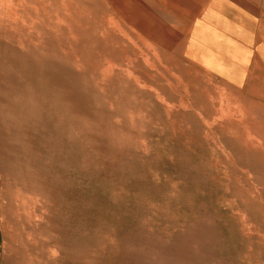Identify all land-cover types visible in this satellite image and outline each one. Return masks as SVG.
<instances>
[{"label": "rangeland", "instance_id": "obj_1", "mask_svg": "<svg viewBox=\"0 0 264 264\" xmlns=\"http://www.w3.org/2000/svg\"><path fill=\"white\" fill-rule=\"evenodd\" d=\"M186 1L0 0V264H264V85Z\"/></svg>", "mask_w": 264, "mask_h": 264}, {"label": "crops", "instance_id": "obj_2", "mask_svg": "<svg viewBox=\"0 0 264 264\" xmlns=\"http://www.w3.org/2000/svg\"><path fill=\"white\" fill-rule=\"evenodd\" d=\"M186 3V56L229 84L264 85V0Z\"/></svg>", "mask_w": 264, "mask_h": 264}]
</instances>
